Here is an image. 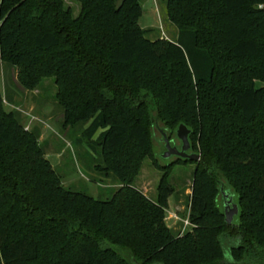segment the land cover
Returning a JSON list of instances; mask_svg holds the SVG:
<instances>
[{"label": "trees", "instance_id": "obj_1", "mask_svg": "<svg viewBox=\"0 0 264 264\" xmlns=\"http://www.w3.org/2000/svg\"><path fill=\"white\" fill-rule=\"evenodd\" d=\"M73 1L77 17L65 0H0V72L17 68L27 90L56 77L65 123L90 124L89 150L126 188L109 201L66 190L0 95V264H264V0H167L175 41L149 38L143 0ZM143 86L200 148L185 234L166 222L175 163L155 201L130 185L153 154ZM188 112L196 127L179 122ZM221 176L238 198L231 225Z\"/></svg>", "mask_w": 264, "mask_h": 264}, {"label": "rangeland", "instance_id": "obj_2", "mask_svg": "<svg viewBox=\"0 0 264 264\" xmlns=\"http://www.w3.org/2000/svg\"><path fill=\"white\" fill-rule=\"evenodd\" d=\"M167 0L143 1L144 14L140 19V26L146 29L149 38L154 40L158 36L163 38H175V31H178L168 18L166 10ZM65 8L70 9L74 17L80 15L81 5L73 0H65ZM174 32V33H173ZM19 70L11 68L10 65L2 64L0 72V95L1 109L6 112H15L19 120L29 131L34 132L42 144L45 156L51 161L53 168L59 173L63 187L73 193L84 192L95 200L109 201L120 190L126 188L108 171L105 170L103 160L99 155L93 154L86 140L83 139V132L89 127V123H79L78 126H68L63 117L64 109L59 103L60 86L54 76L44 77L34 89H24L19 82ZM163 79L155 80V87L162 86ZM263 86L258 83V87ZM142 97L148 102L149 116L147 118L148 129L152 138V157H146L140 167L134 182L130 185L135 186L141 192L147 190V196L155 201L158 196L159 184L167 170L164 169L174 164L168 170L167 175L169 184L175 190V194L169 199L171 207L169 211L176 212L178 216L186 218L190 213L189 195L192 192V182L197 164H177V158H165L166 143L165 137L169 138L171 146L180 147L181 142L176 135L179 123H176L173 111L167 110L164 96H160L158 101L151 97L149 87L143 86ZM192 113H186L179 122L190 123L193 125ZM164 133V134H163ZM128 149L122 157H126ZM201 154L200 148L193 151ZM218 183L221 184V195L219 204L223 205V192H227V185L224 177H219ZM235 204L238 198L231 196ZM167 216V214H166ZM236 218V217H235ZM239 222L238 219L235 220ZM174 232L180 230V224ZM182 224V223H181ZM225 259L232 260L231 246L225 245Z\"/></svg>", "mask_w": 264, "mask_h": 264}, {"label": "water", "instance_id": "obj_3", "mask_svg": "<svg viewBox=\"0 0 264 264\" xmlns=\"http://www.w3.org/2000/svg\"><path fill=\"white\" fill-rule=\"evenodd\" d=\"M190 134H191V130L188 129L185 125L179 126V128L176 131V135L181 142L180 149H178V147H174V146L172 147L169 138L166 137V135H164L166 149H167L166 152L167 154L165 155V158L170 159L176 156L184 161H189V162L200 161L201 160L200 154L189 152V150H191L192 148ZM223 199H224V215L226 216L227 224L231 225L235 217L239 215V206L238 204L234 203L233 199L231 198L228 192H223Z\"/></svg>", "mask_w": 264, "mask_h": 264}, {"label": "crops", "instance_id": "obj_4", "mask_svg": "<svg viewBox=\"0 0 264 264\" xmlns=\"http://www.w3.org/2000/svg\"><path fill=\"white\" fill-rule=\"evenodd\" d=\"M143 1H145V0H143ZM147 1H149V0H146V2ZM142 6H143V4H142ZM143 28V27H142ZM144 29V28H143ZM146 30V29H145ZM174 33V32H173ZM178 34H179V31H175V38L174 39H169V38H166L167 40H172V41H175L176 39H177V37H178ZM157 38H163L162 36H158ZM142 193H144L146 196H147V190H143V192ZM148 197V196H147ZM190 197H191V194L189 195V199H190ZM149 198V197H148ZM151 200V199H150ZM169 207H171V204H170V202H169ZM178 210H180V207H176V212H171V211H169V210H167L166 211V214H167V219H166V222H167V225L173 230V228L171 227V224H169V221L172 223V226L173 227H177L179 224L181 225L180 226V230L178 231L179 233H181V230H182V224H181V222H179L178 220H175L174 218H173V215L174 216H178V213H177V211ZM189 211H190V206H189ZM179 217H181V216H179Z\"/></svg>", "mask_w": 264, "mask_h": 264}, {"label": "built area", "instance_id": "obj_5", "mask_svg": "<svg viewBox=\"0 0 264 264\" xmlns=\"http://www.w3.org/2000/svg\"><path fill=\"white\" fill-rule=\"evenodd\" d=\"M154 1L156 2V0H154ZM173 218L182 223V230H181L182 234H185L187 231L192 230L193 224L191 223V220H190V213H188V215H186V218H182V217H179L177 215L176 216L173 215Z\"/></svg>", "mask_w": 264, "mask_h": 264}, {"label": "flooded vegetation", "instance_id": "obj_6", "mask_svg": "<svg viewBox=\"0 0 264 264\" xmlns=\"http://www.w3.org/2000/svg\"><path fill=\"white\" fill-rule=\"evenodd\" d=\"M180 148H181V145H180V147H178V149H180ZM193 151H194V149H193V146H192V148H191V150H189V152H190V153H194ZM166 152H167V149H166ZM166 152H165V153H166ZM166 154H167V153H166ZM174 157H176V156H174ZM174 157H172V158H174ZM176 158H177L178 161L181 160V159L178 158V157H176ZM182 161H184V160H182Z\"/></svg>", "mask_w": 264, "mask_h": 264}]
</instances>
